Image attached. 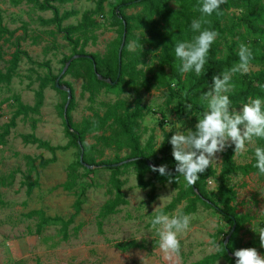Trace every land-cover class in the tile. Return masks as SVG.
Segmentation results:
<instances>
[{
  "label": "rangeland",
  "instance_id": "obj_1",
  "mask_svg": "<svg viewBox=\"0 0 264 264\" xmlns=\"http://www.w3.org/2000/svg\"><path fill=\"white\" fill-rule=\"evenodd\" d=\"M121 1L107 0L103 14L92 16L97 28L87 35L89 40L83 49L86 55L98 54L103 57L117 41L119 33L117 27L113 26L112 13ZM96 2L97 0H73L64 4L53 3L60 15L68 11L77 12L58 29L55 25L46 23L54 17L53 11L41 10L30 0H0V70L6 71L17 49L25 54L12 82L0 85V132L12 119L18 104L16 99H20L25 105L34 106L41 81L50 76L61 75L66 67L64 59L73 54L72 47L61 30L81 22L85 12L95 10ZM258 9L260 31L253 33L243 27L235 37L238 41L237 49L244 44L250 49L258 46V52H264V0ZM124 13L128 17H137L143 14V9L130 8ZM241 14L240 9L229 10L228 23L233 21L234 16ZM132 25L134 38L129 42V53L142 48L144 33L134 23ZM80 35L76 34L75 38ZM81 38L82 44L84 37ZM219 48L224 53V45L221 44ZM77 50L80 51L81 46ZM156 57V53L150 54L138 70L143 68L148 72L151 68L156 72ZM76 64L60 83L64 86L69 84L73 89L71 98L76 107L70 115L72 123L78 127L85 120L93 121L97 116H104L109 108L115 106L122 113L132 111L139 101L145 107V116L138 129L142 147L153 138L154 150L158 151L165 133L175 134L180 131L187 134L189 130L195 132L201 116L192 114L180 118L175 109L178 101L168 103L169 89L153 88L146 91L145 88L136 89L122 84L114 89L94 85L88 90L85 70L87 62L79 61ZM262 68L250 64V71L245 75H251ZM239 75L243 76L236 73V76ZM185 77L186 75L183 76L184 80ZM170 83L171 88L182 93L173 77H170ZM208 90L197 93L199 101L205 105L207 104L202 96ZM64 103L65 95L50 83L44 90L43 105L39 112L19 117L11 135L4 144H0V179L9 181L10 174H15L11 186L0 187V264H167L162 258L159 237L151 226V220L159 210L178 198L180 188L173 182L161 184L155 181L154 174H149L146 179L153 185L142 189L138 186L136 171L128 168L120 176L124 182L122 189L128 204L121 206L115 215L106 219L99 217L102 207L111 198L107 193L111 170L103 162L117 156L126 158L130 153L126 148L119 149L116 144L107 145L110 141L104 137L110 138L113 134V129L108 126L86 136V145L97 147L90 153L96 160V165L92 168L95 172L88 178L83 169L79 170L83 178L75 191L83 194L84 202L81 214L75 217L68 228V238H64L62 226L53 223L47 225L42 234H37L42 215L29 216L31 213L42 212L49 219L60 217L65 220L75 214V191H67L63 185L68 179L69 166L77 161L79 155L76 148L69 147L65 125L67 112L62 109ZM241 107H235L234 110L239 111ZM187 109L188 107L181 108V112ZM29 134H35L42 141L60 149L52 153L37 145L25 144L22 136ZM232 146L234 145L230 147ZM256 147L258 139L254 144L246 145L244 154L235 155L236 163H250L255 156ZM228 148L217 153L216 161L210 166L216 171L206 186L210 193L218 192L223 153ZM172 151L167 158L158 154L160 165H176ZM27 157L37 160L36 170L31 173ZM53 159L54 162L43 165ZM185 181L184 178L182 183ZM34 182L37 185L29 191L28 184ZM230 184L235 186L238 193L235 203L237 213L247 214L252 218L235 236L233 244L238 246L251 240H260L259 233L264 230V179L258 174H236L231 177ZM187 204V201L182 202L168 214L183 210ZM187 215L192 217L190 230L182 235L181 252L174 264H192L216 253L218 250L215 245L218 244L220 249L225 241L224 233L230 229L220 213L207 209L201 203L197 204L195 212ZM99 222L103 223L102 226ZM216 264L231 263L220 260Z\"/></svg>",
  "mask_w": 264,
  "mask_h": 264
},
{
  "label": "trees",
  "instance_id": "obj_2",
  "mask_svg": "<svg viewBox=\"0 0 264 264\" xmlns=\"http://www.w3.org/2000/svg\"><path fill=\"white\" fill-rule=\"evenodd\" d=\"M30 1L36 4L41 10L53 11L54 17L46 23L48 25H55L58 29H61L64 21L77 14L75 11H68L60 15L59 10L53 5V3H70L73 0H44L43 3H40L38 0ZM106 1L107 0H97L95 10L92 12H85L81 22L61 30L65 40L71 45L73 50V54L64 59L65 64L76 55H86L83 49L89 40L87 35L97 28V24L92 16L103 14ZM262 2L263 0H227V3L221 6L219 12H213L208 16L199 11V8L203 4V0H122L114 8L112 13L113 26L117 27L119 36L117 41L111 45L108 54L103 57L98 54H92L90 55L93 58L92 60L85 57L75 59L72 61L64 76L71 72L77 65V62L86 61L87 64H85V67L87 68L85 70L88 78V90H91L94 85L100 88L107 87L114 89L122 84L130 85L136 89L145 88L146 91H150L153 88L169 89L168 103L172 104L174 100L178 101L175 109L180 118L192 114H196L202 118L203 113L207 110V105L199 101L197 93L205 89H210L214 76L221 75L226 70L231 69L234 65L239 63V49H237L238 41L235 40V37L240 34L243 27L253 33H258L260 31L258 28V21L260 20L258 7ZM130 8H142L143 14L137 17H128L125 15L124 11ZM231 9H240L242 10V14L240 16H234L233 21L228 23V11ZM193 20L207 21V23L202 22L200 31L209 29L219 34L211 45L207 56V62L200 75H196L194 71L182 73L180 71L182 61L175 55L177 43L185 41L191 42L194 36L199 35L198 31L193 32L191 29ZM132 23H134L137 28L142 29L144 33L141 40L142 48L137 49L133 53H129V42L134 38V26ZM125 31L126 41L120 62L119 51ZM76 34L81 35L75 38ZM81 37H84L82 44ZM221 44L224 45V53H222V50L219 48ZM80 46L81 50L78 51L77 49ZM251 51L253 59L250 64L259 65L263 68L251 75L236 76V74H234L232 83L235 88L233 92L229 93L230 100L232 101V109L242 106L247 102L249 97L264 99V52H258V46L253 47ZM152 53H156L157 55L156 58L158 63L156 72H153L154 69L151 70V68L148 72H145L143 68L138 70V67L145 63V58ZM23 55L25 54L21 52L20 49H17L12 55L6 71L0 70V85L10 84L12 82ZM184 75H186L185 80L183 78ZM59 76L60 75L50 76L41 81L40 90L36 94L37 102L34 106L25 105L20 99H16L18 104L12 119L0 132V144H4L6 139L11 135L12 130L17 125L16 120L19 117H26L29 113L39 112V109L43 105L44 90L50 83H53V87L65 95V103L62 108L64 111L68 100V94L66 91H61L56 87V80ZM99 76H101L102 79H99ZM170 77L175 79L176 85L179 86L182 93L171 88ZM108 80L111 82L109 83ZM65 85L73 94L71 85ZM75 107L74 99L71 98L69 107L66 111L67 118L65 125L66 135L69 138V147L77 149L79 158L68 168V179L63 185L65 190L75 191V187L80 185L81 179L83 178L79 172L80 169L84 170V175L88 178L95 172L88 166L93 167L96 165V160L90 156V153L94 152L97 147L86 145L85 139L87 135L104 130L105 127L108 126L113 129V134L110 138L104 137V139L110 141L107 145L116 144L119 149L126 148L130 151L126 158L117 156L113 160L103 162V165L111 170L107 191L111 198L102 207L99 214L100 218L106 219L109 216L115 215L120 211L121 206L128 204L122 189L124 182L120 179V176L126 169L133 168L136 171L138 186L142 189H146L153 185L152 182L146 179L149 174H154L155 181L161 184L169 182V176H163L160 175L159 172L152 171V167L161 166L157 160L158 154L165 158L171 156L172 145L170 139L174 133L170 132L164 134L163 143L158 151L154 150L153 138H150L146 146L142 147L141 136L138 133V129L140 121L145 116V107L142 106L141 102H137L134 110L124 113L119 111L118 106L109 108L104 116H97V119L93 121L85 120L81 127L72 123L70 114ZM184 107H188V109L181 112V108ZM22 139L25 144L37 145L38 148L46 149L52 153L60 149L51 146L49 142L42 141L36 137L35 134L23 135ZM234 147L235 146L229 147L227 151L223 153L220 185L216 193H210L206 189L208 181L216 174V171L212 167L206 169L204 173L199 174L200 178L193 185H187L186 181L182 183L184 177L175 171L176 165L174 167H167L168 172L171 173V180L180 188V193L178 198L171 205L158 212L163 211L168 214L169 211L175 209L179 204L187 201V206L181 210L183 214L187 215L195 212L197 210V204L201 203L207 209L215 210L220 213L224 220L230 225L229 231L224 233V240L231 232L234 223L237 224V228L227 247H225L223 243L216 253L192 264H216L220 260H226L231 264H236L234 252L244 248H255L259 254L264 256V248L261 247L260 240H251L244 245L238 246L233 244L235 236L241 231L245 224L252 221V218L250 215H240L237 213L235 203L238 198V193L235 186L230 184L231 177L236 174L248 176L258 173V169L255 167V156L250 163L243 165L236 163ZM258 147H264V140L258 139ZM81 156L83 162L81 161ZM27 160L29 173H31L36 170L37 160L31 157H27ZM54 161V159L49 160L43 165H48ZM125 161L129 162L127 164H122ZM14 177L15 174L12 173L9 176V181L1 178L0 187L11 186ZM176 177L177 182H175ZM259 177L264 179V175H259ZM35 185H37V182L29 183V191H31ZM74 193L76 196L74 204L75 214L68 220L60 217L49 219L45 217L42 212H33L29 215H42L37 234H42L45 227L53 223L61 225L64 238H68V228L74 222L75 217L81 214L84 202L82 199L83 194L77 191ZM1 197L2 192L0 190V199ZM102 224V222H99L100 226H102ZM228 251H230V254Z\"/></svg>",
  "mask_w": 264,
  "mask_h": 264
},
{
  "label": "clouds",
  "instance_id": "obj_3",
  "mask_svg": "<svg viewBox=\"0 0 264 264\" xmlns=\"http://www.w3.org/2000/svg\"><path fill=\"white\" fill-rule=\"evenodd\" d=\"M227 0H203L199 11L210 16L219 12ZM207 21L193 20L191 29L199 32L191 42H179L175 47V55L182 61L180 71L188 73L194 71L196 75L204 70L211 45L219 35L214 30L200 31L201 24ZM239 63L231 69L212 78V87L203 94L202 100L207 104L203 117L198 119L196 131L189 130L176 132L172 135L170 143L172 155L176 163L175 171L183 176L187 185H193L202 174L216 161L217 153L225 151L234 145L235 154H244L246 145L254 144L257 139L264 140V99L249 97L239 111L231 108L232 101L229 93L234 91L233 75L248 74L250 62L253 59L251 49L241 44L238 51ZM190 107V106H189ZM255 167L258 175H264V147L255 148ZM152 171L160 175L169 176L166 165L153 166ZM177 182V177L175 179ZM190 215L177 210L169 215L163 211L158 212L151 220V226L159 237V249L162 258L167 264H174L175 258L181 252L182 235L190 230ZM261 247L264 248V230L259 233ZM219 250V245H215ZM236 264H264V256L255 248H244L234 252Z\"/></svg>",
  "mask_w": 264,
  "mask_h": 264
},
{
  "label": "water",
  "instance_id": "obj_4",
  "mask_svg": "<svg viewBox=\"0 0 264 264\" xmlns=\"http://www.w3.org/2000/svg\"><path fill=\"white\" fill-rule=\"evenodd\" d=\"M125 41H126V31H125V33H124V36H123V42H122V45H121V48H120V51H119V59H120V62H121V56H122V51H123V48H124V45H125ZM82 57L89 58V59H91V60L93 59L92 56H90V55H76V56H74L71 60H69V61L67 62L66 67H65L64 70L62 71V73H61V75L59 76V78L56 80V87H57L59 90H61V91H66L67 94H68V100H67V103H66V106H65V112L67 111V109H68V107H69L70 100H71V96H72V92H71V90L68 89L66 86L61 85L60 82H61L62 78L64 77L65 73L67 72L68 68L70 67L72 61L75 60V59H80V58H82ZM94 67H95V64H94ZM99 79H102V77L99 76ZM108 82L110 83L111 81L108 80ZM81 161H82V156H81ZM82 162H83V161H82ZM128 162H129V161H125V162H123L122 164H127ZM88 167L91 168V169L93 168V167H91V166H88ZM236 228H237V224L234 223L231 232L228 234V236H227L226 239H225V242H224L225 247H227V245H228V243H229L231 237L233 236V233L235 232ZM228 252H229V254H230V251H228Z\"/></svg>",
  "mask_w": 264,
  "mask_h": 264
}]
</instances>
